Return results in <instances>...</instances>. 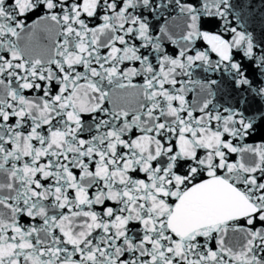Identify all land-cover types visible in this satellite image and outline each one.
Returning a JSON list of instances; mask_svg holds the SVG:
<instances>
[{"label": "snow or ice", "instance_id": "obj_1", "mask_svg": "<svg viewBox=\"0 0 264 264\" xmlns=\"http://www.w3.org/2000/svg\"><path fill=\"white\" fill-rule=\"evenodd\" d=\"M0 264H264V0H0Z\"/></svg>", "mask_w": 264, "mask_h": 264}]
</instances>
